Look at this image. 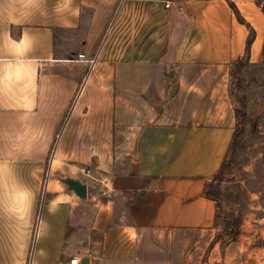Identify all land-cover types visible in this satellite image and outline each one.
<instances>
[{"label":"crops","instance_id":"1","mask_svg":"<svg viewBox=\"0 0 264 264\" xmlns=\"http://www.w3.org/2000/svg\"><path fill=\"white\" fill-rule=\"evenodd\" d=\"M229 1L254 61L264 15ZM247 34L225 0H0V264H148L145 233L212 210L229 123H198L194 101L165 123L158 104L173 66L241 61ZM80 52L96 61L73 101Z\"/></svg>","mask_w":264,"mask_h":264},{"label":"rangeland","instance_id":"2","mask_svg":"<svg viewBox=\"0 0 264 264\" xmlns=\"http://www.w3.org/2000/svg\"><path fill=\"white\" fill-rule=\"evenodd\" d=\"M264 11V0H254ZM165 98L159 103L160 121L186 120L189 102L198 123L227 121L235 127V152L227 154L219 183V214L214 204L206 214L192 216L187 224L172 225L169 235L144 234L142 254L148 264H264V38L254 61L222 65L171 68ZM176 83L180 86L173 89ZM196 92V97L190 92ZM51 151L48 153V157ZM237 216L232 239H215L221 216Z\"/></svg>","mask_w":264,"mask_h":264},{"label":"trees","instance_id":"3","mask_svg":"<svg viewBox=\"0 0 264 264\" xmlns=\"http://www.w3.org/2000/svg\"><path fill=\"white\" fill-rule=\"evenodd\" d=\"M234 13L236 19L238 22L242 23L245 25V27L248 30L247 37L245 39V44H244V58L247 59L248 56V50H249V45L252 41L253 38V30L252 28L244 22V20L240 17L238 12L235 9V6L233 3L229 0H225ZM261 12L264 15V11L261 9ZM237 131L235 127L232 130L228 145L223 153V156L219 162L218 167L204 180L203 182V187H202V195L206 198H209L213 201L214 204V220L213 223L215 225L218 224L216 221V218L220 216L219 214V207H220V202H219V194H220V187L219 183L222 179L223 175V168L226 166L227 163V154L231 153V155L234 154L235 152V145H237ZM222 218V225L220 226V231L217 232L215 239H220L223 235H226L227 239H232L236 233H237V224H238V218L237 216H233L231 213H226L221 216Z\"/></svg>","mask_w":264,"mask_h":264},{"label":"built area","instance_id":"4","mask_svg":"<svg viewBox=\"0 0 264 264\" xmlns=\"http://www.w3.org/2000/svg\"><path fill=\"white\" fill-rule=\"evenodd\" d=\"M169 3L165 2L164 3V7H168ZM73 61L82 63L84 65V73L82 78L80 79V82L78 83V85L75 88L74 94H73V98L72 100L74 101L75 98L77 97V95L80 92L81 89V85L82 82L84 80V78L86 77V75L91 71L92 66L94 65L95 61H96V54H93L92 56H85L84 53H77L73 59ZM69 262L71 264H78L79 263V257L73 256L71 258H69Z\"/></svg>","mask_w":264,"mask_h":264},{"label":"water","instance_id":"5","mask_svg":"<svg viewBox=\"0 0 264 264\" xmlns=\"http://www.w3.org/2000/svg\"><path fill=\"white\" fill-rule=\"evenodd\" d=\"M176 86L173 85V89ZM64 183L67 184L69 188H71L75 194H77L79 197H84L85 196V184L78 181L77 179L66 177L62 179ZM262 244L264 245V239L262 240ZM88 263V257L84 256L80 258L79 264H87Z\"/></svg>","mask_w":264,"mask_h":264}]
</instances>
